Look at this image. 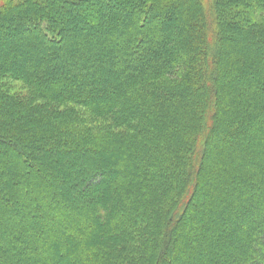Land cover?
Instances as JSON below:
<instances>
[{
	"label": "trees",
	"instance_id": "trees-1",
	"mask_svg": "<svg viewBox=\"0 0 264 264\" xmlns=\"http://www.w3.org/2000/svg\"><path fill=\"white\" fill-rule=\"evenodd\" d=\"M0 264H264V0H0Z\"/></svg>",
	"mask_w": 264,
	"mask_h": 264
},
{
	"label": "rangeland",
	"instance_id": "rangeland-1",
	"mask_svg": "<svg viewBox=\"0 0 264 264\" xmlns=\"http://www.w3.org/2000/svg\"><path fill=\"white\" fill-rule=\"evenodd\" d=\"M179 18H180V17H179ZM175 47H176L177 49H179V48H178V45H175ZM25 90H26V89H25ZM81 165H82V164H81ZM71 169H72V168L69 167L67 172L71 171ZM70 178H74V175H73L72 177H70ZM77 196H78V195H77ZM79 196L81 197V195H79ZM84 197H85V196L82 195V198H84ZM172 227H173V228H174V227L176 228V227H177L176 223H173V224H172Z\"/></svg>",
	"mask_w": 264,
	"mask_h": 264
}]
</instances>
